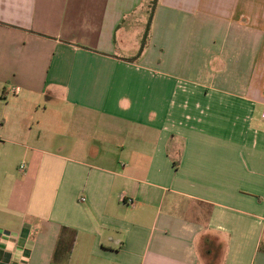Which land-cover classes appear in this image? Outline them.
Here are the masks:
<instances>
[{
  "label": "crops",
  "instance_id": "crops-1",
  "mask_svg": "<svg viewBox=\"0 0 264 264\" xmlns=\"http://www.w3.org/2000/svg\"><path fill=\"white\" fill-rule=\"evenodd\" d=\"M151 1L0 0V264H264V0Z\"/></svg>",
  "mask_w": 264,
  "mask_h": 264
},
{
  "label": "trees",
  "instance_id": "trees-1",
  "mask_svg": "<svg viewBox=\"0 0 264 264\" xmlns=\"http://www.w3.org/2000/svg\"><path fill=\"white\" fill-rule=\"evenodd\" d=\"M156 3H157V0L151 1L152 10L150 14V21L147 25V30L143 37V41L141 44L139 54L143 52V50L145 49L147 45L148 32H149L151 20L153 18V13H154L153 11L156 6ZM75 237H76V233L74 231L69 230L66 227H63L61 229L51 264H68L69 259L71 257L73 247H74Z\"/></svg>",
  "mask_w": 264,
  "mask_h": 264
},
{
  "label": "built area",
  "instance_id": "built-area-1",
  "mask_svg": "<svg viewBox=\"0 0 264 264\" xmlns=\"http://www.w3.org/2000/svg\"><path fill=\"white\" fill-rule=\"evenodd\" d=\"M17 90L18 89H15L14 92H17ZM262 117L264 118V111L262 112ZM20 168L22 169L23 167H20Z\"/></svg>",
  "mask_w": 264,
  "mask_h": 264
},
{
  "label": "rangeland",
  "instance_id": "rangeland-1",
  "mask_svg": "<svg viewBox=\"0 0 264 264\" xmlns=\"http://www.w3.org/2000/svg\"><path fill=\"white\" fill-rule=\"evenodd\" d=\"M196 47V45H194V48ZM171 51H173L172 49H171Z\"/></svg>",
  "mask_w": 264,
  "mask_h": 264
}]
</instances>
